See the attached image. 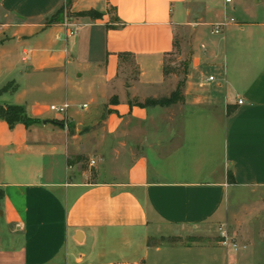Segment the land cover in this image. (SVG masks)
Returning <instances> with one entry per match:
<instances>
[{
	"label": "crops",
	"instance_id": "crops-1",
	"mask_svg": "<svg viewBox=\"0 0 264 264\" xmlns=\"http://www.w3.org/2000/svg\"><path fill=\"white\" fill-rule=\"evenodd\" d=\"M178 30L191 37L182 101L130 105L176 91L164 64ZM63 104L65 117L49 111ZM0 105L38 121L0 119V264L257 256L205 237L235 191H264V0H0Z\"/></svg>",
	"mask_w": 264,
	"mask_h": 264
},
{
	"label": "rangeland",
	"instance_id": "rangeland-1",
	"mask_svg": "<svg viewBox=\"0 0 264 264\" xmlns=\"http://www.w3.org/2000/svg\"><path fill=\"white\" fill-rule=\"evenodd\" d=\"M221 35L215 37L219 38ZM190 39L189 33L180 34L178 30L174 38L173 51L165 59L168 76L174 80L176 88H180L187 73L191 55ZM124 70L122 71L123 76L133 79V66L130 65ZM234 198L237 200L230 208V220L226 225L228 235L236 244L246 247L243 255L252 253L257 255L252 261L249 260L250 263L264 264V207H260L264 206V191H235ZM220 227L210 229L205 239L212 242L221 240ZM238 257H241V254Z\"/></svg>",
	"mask_w": 264,
	"mask_h": 264
},
{
	"label": "trees",
	"instance_id": "trees-1",
	"mask_svg": "<svg viewBox=\"0 0 264 264\" xmlns=\"http://www.w3.org/2000/svg\"><path fill=\"white\" fill-rule=\"evenodd\" d=\"M62 11H58L55 16H53L50 21H58L60 20L59 17L61 16ZM83 16H93L95 18H100L101 14L96 12H88V13H82ZM171 54V53H170ZM168 54V55H170ZM167 57V56H166ZM118 58L120 62L126 61L129 65L133 66L134 68V61L131 58L130 54H119ZM135 70V68H134ZM137 74V72H135ZM164 75L167 77L169 75L166 65L164 64ZM182 101V96L180 92V88L178 87L176 91L170 96V98H161L158 100H152L147 99L143 103H139L137 101H130V105H135L141 108L147 107V106H169L174 105L178 102ZM0 119L5 121L8 126L12 127L17 123H21L24 126L28 127L34 123H37V120H33L27 116V113L24 108L16 105H7V106H1L0 105ZM83 160L82 157H78L77 161L81 162Z\"/></svg>",
	"mask_w": 264,
	"mask_h": 264
},
{
	"label": "built area",
	"instance_id": "built-area-1",
	"mask_svg": "<svg viewBox=\"0 0 264 264\" xmlns=\"http://www.w3.org/2000/svg\"><path fill=\"white\" fill-rule=\"evenodd\" d=\"M225 4H230L232 2V0H224ZM235 23V20L233 18H227L224 17L222 19L221 22L216 23L213 25V29H212V33L215 35H220L223 34L224 31L226 30V28L230 25ZM61 27L64 30V37L65 38H70L73 37L77 34L78 31V25H76L74 22H71V19H65L64 22L62 23ZM58 38H60V36L58 35ZM210 81L213 80L212 77L209 78ZM243 103L242 100L238 101V104L241 105ZM86 107V105H82L79 106L80 109H84ZM69 109V105L68 104H63V105H51L49 107V111L65 117L67 111ZM90 166L94 165V161H90L89 162ZM220 230V244L221 246L225 249V250H232L233 252H238L240 250H245L246 247L245 246H241L236 244L233 240H231V238L228 235L227 232V226L226 225H221V227L219 228Z\"/></svg>",
	"mask_w": 264,
	"mask_h": 264
}]
</instances>
